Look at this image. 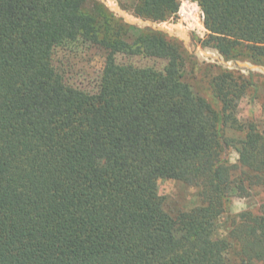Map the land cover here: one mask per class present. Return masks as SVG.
<instances>
[{"label":"trees","instance_id":"obj_1","mask_svg":"<svg viewBox=\"0 0 264 264\" xmlns=\"http://www.w3.org/2000/svg\"><path fill=\"white\" fill-rule=\"evenodd\" d=\"M86 1L0 0V264L264 263V208L229 213L264 186V131L236 117L258 75L197 63L200 89L166 72L172 38L144 29L130 42V25ZM197 2L204 47L264 67V0ZM133 8L166 22L180 1ZM72 46L108 52L94 93L59 78L57 52ZM160 180L197 187L200 204L170 214Z\"/></svg>","mask_w":264,"mask_h":264},{"label":"rangeland","instance_id":"obj_2","mask_svg":"<svg viewBox=\"0 0 264 264\" xmlns=\"http://www.w3.org/2000/svg\"><path fill=\"white\" fill-rule=\"evenodd\" d=\"M180 9L175 18L166 22H154L150 19L138 17L134 12V0H87L85 10L91 11L95 4H101L117 19L131 26L130 42L136 38L141 30L152 29L161 31L171 39L170 43L176 51L178 67L166 70V60H155L142 56L129 57L118 54L117 59L122 63H132L140 67H155L166 70L168 74L181 76L182 79L195 85L203 80L204 74L198 71L195 64L211 65L221 69L239 71L245 75L250 73L258 75L257 90L249 88L242 97L236 110V117L242 124L256 122L260 130L264 131V67L253 64L250 61H226L217 50L204 47L203 42L207 38L208 31L205 28V16L197 0H179ZM132 36V37H131ZM126 39L127 36L124 35ZM108 52L99 47H68L60 49L55 57L56 71L61 81L74 85L89 93L98 90L105 59ZM218 70L214 69L212 74ZM200 89L207 88L201 82ZM230 135L240 136L236 131H230ZM239 155L232 148L228 151V159L231 163L237 162ZM158 191L165 200V209L170 214L180 211H189L200 204L198 188L176 180H160ZM235 196V195H234ZM264 208V186L253 188L248 198L235 196L229 207L230 215L234 216L245 210L259 213ZM229 220L227 216L221 219L218 234H225ZM258 264H264L260 262Z\"/></svg>","mask_w":264,"mask_h":264},{"label":"crops","instance_id":"obj_3","mask_svg":"<svg viewBox=\"0 0 264 264\" xmlns=\"http://www.w3.org/2000/svg\"><path fill=\"white\" fill-rule=\"evenodd\" d=\"M260 74H264L263 72H259ZM253 90L255 91V90H257V88L256 87H253Z\"/></svg>","mask_w":264,"mask_h":264}]
</instances>
